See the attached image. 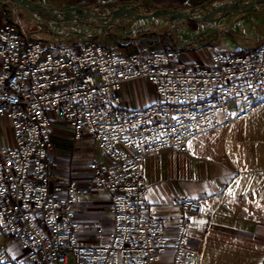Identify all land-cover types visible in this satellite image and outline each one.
<instances>
[{"label":"built area","instance_id":"1","mask_svg":"<svg viewBox=\"0 0 264 264\" xmlns=\"http://www.w3.org/2000/svg\"><path fill=\"white\" fill-rule=\"evenodd\" d=\"M138 79L158 99L142 110L119 109L122 85ZM262 99L264 41L252 53L214 52L207 65L186 64L174 51L147 47L124 55L112 44L44 45L14 23L0 24V118L14 144L0 148V230L21 252L14 257L0 248V264H156L168 240L147 211L144 159L162 150L185 155L191 138L244 120L264 106ZM51 116L73 140L96 146L100 161L89 165L83 190L75 182L49 186ZM90 191L110 195L112 230L83 245L74 204ZM174 206L172 263L200 264L187 230L203 206L189 198Z\"/></svg>","mask_w":264,"mask_h":264},{"label":"crops","instance_id":"2","mask_svg":"<svg viewBox=\"0 0 264 264\" xmlns=\"http://www.w3.org/2000/svg\"><path fill=\"white\" fill-rule=\"evenodd\" d=\"M28 1L48 9L84 7L93 13L105 15L125 8L137 12H190L224 4L240 5L254 0ZM16 12L29 18L37 16V13L17 4L0 1V24L14 23L13 16ZM135 27L131 24L132 29ZM115 44L124 55L136 52L134 46H122L119 42ZM141 47L154 51H174L186 64L207 65L212 55L207 47L170 50L160 44L150 43ZM117 95L120 98L118 108L123 110H142L158 99L153 86L144 79L124 83ZM51 119V147L45 163L49 186L64 187L75 182L83 190L88 187L92 178L89 165L100 161L96 146L88 138L73 140L71 131L64 122L54 116ZM13 145L10 125L6 119L0 118V148L9 149ZM142 176L147 186V211L162 222L164 236L168 240V248L160 255L156 264H173L170 248L177 226L174 202L185 198L199 201L203 206V214L192 217L187 230V244L201 254L200 264H262L264 106L227 128L197 134L187 142L185 155L162 150L147 156L143 161ZM109 206L110 195L104 191H90L76 198L74 212L80 227L77 238L79 243L97 244L98 231L102 232L104 239L107 238L112 230ZM0 248H5L14 257L21 256L17 243L1 230Z\"/></svg>","mask_w":264,"mask_h":264},{"label":"rangeland","instance_id":"3","mask_svg":"<svg viewBox=\"0 0 264 264\" xmlns=\"http://www.w3.org/2000/svg\"><path fill=\"white\" fill-rule=\"evenodd\" d=\"M260 1L242 2L240 8L250 7L246 13L217 15L207 23L182 19L169 22L168 17L134 22L122 17L104 26L85 12L79 15L74 12V16L69 18L49 17L41 12L36 18H29L16 12L13 22L19 32L44 45L95 43L101 46L112 44L117 48L115 43L119 42L137 50L141 45L150 43L170 50L207 47L212 53L247 54L254 52L264 41V2ZM211 9L199 10L193 18L206 15ZM150 12L140 13L148 15ZM131 24L136 27L132 29ZM156 49L159 50L157 45Z\"/></svg>","mask_w":264,"mask_h":264},{"label":"water","instance_id":"4","mask_svg":"<svg viewBox=\"0 0 264 264\" xmlns=\"http://www.w3.org/2000/svg\"><path fill=\"white\" fill-rule=\"evenodd\" d=\"M2 3H9V4H17L31 12L34 13H46L50 16H64L68 17L66 15H74V12L82 13L85 12L88 16H91L94 20L98 21L100 24L106 26L111 24L113 21L118 20L122 17H126L131 21L138 22V21H145L153 18H164L168 17L169 22H173L176 20H186V21H196V22H203L207 23L212 21V18L217 15H226L231 13H237L242 14L246 13L250 7L247 8H240L238 4H224L218 7H210L212 8L209 13H206V15H202L196 18H193L194 15L198 13V10L187 12H180L177 10H164V11H156V12H150L148 15H142L140 12H137L133 9H119L115 10L112 13H110L107 16L96 14L91 12L89 9L84 7H78V8H69L64 10H55V9H48L43 8L37 4H34L28 0H0ZM253 2H259V0H255ZM254 4V3H252ZM252 6V5H251ZM205 10V9H204ZM79 15V14H78ZM73 17V16H71ZM69 18V17H68Z\"/></svg>","mask_w":264,"mask_h":264},{"label":"bare ground","instance_id":"5","mask_svg":"<svg viewBox=\"0 0 264 264\" xmlns=\"http://www.w3.org/2000/svg\"><path fill=\"white\" fill-rule=\"evenodd\" d=\"M78 14H80V13H78ZM78 14H76V15H78ZM66 16L71 17V16H74V15H66Z\"/></svg>","mask_w":264,"mask_h":264},{"label":"snow or ice","instance_id":"6","mask_svg":"<svg viewBox=\"0 0 264 264\" xmlns=\"http://www.w3.org/2000/svg\"><path fill=\"white\" fill-rule=\"evenodd\" d=\"M237 183H238V181H237Z\"/></svg>","mask_w":264,"mask_h":264}]
</instances>
